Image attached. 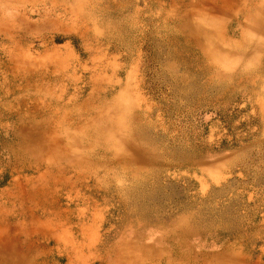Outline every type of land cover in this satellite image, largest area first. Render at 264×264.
<instances>
[{
	"label": "rangeland",
	"instance_id": "374dc122",
	"mask_svg": "<svg viewBox=\"0 0 264 264\" xmlns=\"http://www.w3.org/2000/svg\"><path fill=\"white\" fill-rule=\"evenodd\" d=\"M264 264V0H0V264Z\"/></svg>",
	"mask_w": 264,
	"mask_h": 264
},
{
	"label": "bare ground",
	"instance_id": "6f19581e",
	"mask_svg": "<svg viewBox=\"0 0 264 264\" xmlns=\"http://www.w3.org/2000/svg\"><path fill=\"white\" fill-rule=\"evenodd\" d=\"M215 263V262H214ZM216 264V263H215ZM220 264H224V262L223 263H220Z\"/></svg>",
	"mask_w": 264,
	"mask_h": 264
}]
</instances>
